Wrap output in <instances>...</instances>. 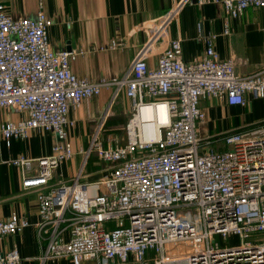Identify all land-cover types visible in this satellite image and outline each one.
<instances>
[{
	"label": "built area",
	"instance_id": "obj_1",
	"mask_svg": "<svg viewBox=\"0 0 264 264\" xmlns=\"http://www.w3.org/2000/svg\"><path fill=\"white\" fill-rule=\"evenodd\" d=\"M210 2L223 3L233 18L250 7L264 8V0L197 3ZM187 3L193 0H180L143 24L148 39L118 79L93 81L72 70L81 52L52 47V20L42 1L34 17H15L0 1V110L28 115L1 123L0 133L8 143L27 138L32 130L57 137L50 155L12 161L26 171L22 187L37 192V231L47 244L43 262L264 264V120L215 138L200 134L207 122L202 99L246 106L250 97L264 98V65L241 75L236 59L217 52L216 35L211 34L200 59L186 62L177 37L151 66L157 43ZM225 33H230L228 27ZM111 88V106L122 94L132 104L127 142L106 146L101 136L104 114L81 150L85 155L74 178L52 183L55 169L76 154L68 140L75 124L71 109ZM145 123L157 125L159 135ZM92 155L107 174L85 182V165ZM34 161L39 171L28 175ZM95 186L105 192L92 193ZM28 226L17 215L0 219V264L22 263L19 250L5 251L1 241ZM216 236H238L241 243L221 245ZM171 245L187 251L175 253Z\"/></svg>",
	"mask_w": 264,
	"mask_h": 264
},
{
	"label": "crops",
	"instance_id": "obj_2",
	"mask_svg": "<svg viewBox=\"0 0 264 264\" xmlns=\"http://www.w3.org/2000/svg\"><path fill=\"white\" fill-rule=\"evenodd\" d=\"M7 12L15 17H34L42 1L52 20L48 35L56 50L70 49L81 52L72 62L73 72L80 78L98 81L118 79L136 58L148 36L143 24L169 11L180 0H0ZM198 0L187 3L179 19L160 40L153 55L151 66H156L159 53L173 38H181L183 59L191 62L206 52V38L215 34V48L222 58L236 59V69L248 75L264 65V8L250 7L238 18L229 16L223 3H204ZM230 33L226 34L225 29ZM113 41L117 46L112 47ZM113 89H104L100 96L87 99L77 109H71L70 119L74 126L69 129V142L76 150L71 160L63 161L54 171L52 183L70 181L76 175L84 158L85 150L106 109ZM251 98V97H250ZM125 101L128 100L124 96ZM125 107L129 104L125 103ZM201 107L207 113V122L201 127L203 138L215 134L214 121L223 123H247L252 108L247 104L230 105L218 99H202ZM114 115V114H113ZM26 112L13 109L0 110V124L26 118ZM264 120V119H262ZM259 120V121H262ZM257 121V122H259ZM256 123V122H255ZM219 132V131H218ZM111 134V133H110ZM57 137L53 132L32 130L25 139L12 138L9 143L0 133V219L17 215L29 222V226L1 241L5 251L17 248L23 258L21 264H71L69 259L41 260L46 243H41L37 231L40 220L35 189H24V171L12 161L20 157L36 159L53 153ZM87 161L82 180L95 182L106 177L103 164L92 159ZM39 165L34 161L28 175L37 174ZM91 192H105V188H91Z\"/></svg>",
	"mask_w": 264,
	"mask_h": 264
},
{
	"label": "rangeland",
	"instance_id": "obj_3",
	"mask_svg": "<svg viewBox=\"0 0 264 264\" xmlns=\"http://www.w3.org/2000/svg\"><path fill=\"white\" fill-rule=\"evenodd\" d=\"M128 99V98H127ZM111 100V99H110ZM129 104L125 107V103ZM124 99L123 94L117 98V100L113 103L111 106L110 101L104 110L102 116H100V119L103 117L104 114H107V117L103 123L101 121L102 126V138L105 141L106 146L109 144L114 143H126L127 142V125L129 120L132 118V104L130 103L129 99ZM248 105L252 108L253 112H251V119L247 118V123H242L241 125L237 123H223L222 120L216 119L213 120L215 124V134H210L209 137L215 138L218 136H222L223 134L237 130L241 127L249 126L254 124L255 122L264 119V98L259 99H253L249 98ZM114 114V115H113ZM100 123V120H98L97 126ZM219 131V132H218ZM111 133V134H110ZM216 145V142L215 144ZM214 145L210 146L213 147ZM215 148V146H214ZM92 159H97L96 155H92ZM94 188H97L95 186ZM216 241L220 242L221 245H228V246H235L241 243V238L238 236H229L227 239H223L220 236L215 237ZM170 247H173V252H185L187 251V248L185 247H178L175 245H171Z\"/></svg>",
	"mask_w": 264,
	"mask_h": 264
},
{
	"label": "bare ground",
	"instance_id": "obj_4",
	"mask_svg": "<svg viewBox=\"0 0 264 264\" xmlns=\"http://www.w3.org/2000/svg\"><path fill=\"white\" fill-rule=\"evenodd\" d=\"M145 112H146V113H149V115H151V108H150V107H147L146 110H145ZM144 125H145L146 128H147V127H154L155 129L153 130V128H150V129H151L150 131H151L152 133H155L156 136L159 135V131H158V129H157V125H154L153 123H145Z\"/></svg>",
	"mask_w": 264,
	"mask_h": 264
}]
</instances>
